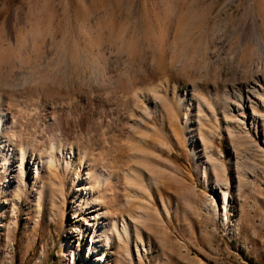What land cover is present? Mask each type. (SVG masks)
I'll list each match as a JSON object with an SVG mask.
<instances>
[{
	"label": "rangeland",
	"instance_id": "1",
	"mask_svg": "<svg viewBox=\"0 0 264 264\" xmlns=\"http://www.w3.org/2000/svg\"><path fill=\"white\" fill-rule=\"evenodd\" d=\"M0 264H264V0H0Z\"/></svg>",
	"mask_w": 264,
	"mask_h": 264
},
{
	"label": "bare ground",
	"instance_id": "2",
	"mask_svg": "<svg viewBox=\"0 0 264 264\" xmlns=\"http://www.w3.org/2000/svg\"><path fill=\"white\" fill-rule=\"evenodd\" d=\"M99 216H101V214H98V215H96V216H94L95 218H99ZM124 230H125V228H124Z\"/></svg>",
	"mask_w": 264,
	"mask_h": 264
}]
</instances>
